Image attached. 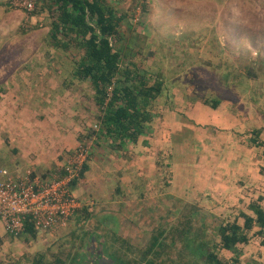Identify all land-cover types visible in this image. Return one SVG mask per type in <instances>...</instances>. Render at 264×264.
I'll return each mask as SVG.
<instances>
[{
	"label": "rangeland",
	"instance_id": "rangeland-1",
	"mask_svg": "<svg viewBox=\"0 0 264 264\" xmlns=\"http://www.w3.org/2000/svg\"><path fill=\"white\" fill-rule=\"evenodd\" d=\"M33 1L28 9L17 0H0V167L17 172L15 156L22 149L11 138L25 117L32 127L40 122L47 135L68 124L75 128L72 122L81 125L84 136L76 148L86 141L89 160L100 161H92L85 178L72 188L83 204L93 205L95 216L89 221L108 222L141 250L167 233L157 262L198 264L188 240L212 247L219 242V220H233L264 197L263 150L252 143L257 130L264 140V0H108L127 15L118 42L121 66L141 70L150 83L162 82L146 132L119 149L111 138L89 133L100 124L94 90L89 81L73 78L76 54L50 45L48 12L40 0ZM25 91L32 96L29 102L21 97ZM39 97L43 100L37 104ZM19 102L27 106L18 107ZM37 135L23 131L34 144L33 157L40 154ZM59 153L56 160L63 155ZM51 163L36 171L22 162L27 168L22 172L41 174ZM114 189V201L121 202L109 208ZM139 199L146 202L137 206ZM191 205L201 211L183 218ZM89 221L76 214L66 226L30 241L10 237L0 224V264H31L39 251L50 259L52 251L75 243L76 253L82 252L79 237L93 227ZM179 229L186 235L177 239ZM261 236L219 254L226 264H237L236 257L262 263Z\"/></svg>",
	"mask_w": 264,
	"mask_h": 264
},
{
	"label": "trees",
	"instance_id": "trees-1",
	"mask_svg": "<svg viewBox=\"0 0 264 264\" xmlns=\"http://www.w3.org/2000/svg\"><path fill=\"white\" fill-rule=\"evenodd\" d=\"M39 4L48 12L50 45L76 54L78 60L73 75L80 81H89L94 90L100 124L99 129L92 127L89 133H97L103 140L111 138L112 146L116 149L125 148L130 142L136 143L153 121L151 106L162 93V82L156 79L150 83V77L141 70L129 65L121 66L122 50L118 42L127 15L118 13L108 0H40ZM212 105L217 107L216 102ZM254 134L256 136L252 138V143L262 148L264 155V140L260 139V131H254ZM89 162L88 158L81 180L90 170ZM42 178L46 179L47 175ZM91 206L84 204L75 215L80 214L85 221H89L95 216V210H90ZM185 209L183 218L201 211L195 205ZM248 210L240 211L233 220H219V242L212 243V247L199 243L196 238L188 240L187 247H195L191 255H199L196 257L198 264H226L219 251H233L240 244H249L253 235H262L261 244L264 246V197L259 196ZM240 218L243 219L242 224ZM91 222L89 224L93 227L79 237L85 248L82 252L76 253V243L68 250L52 251L50 259L46 253L39 251L31 264H83L84 260L85 264H161L157 261L164 251L160 252V247H163L161 244L165 242L163 239L167 233L155 236L152 245L141 250L139 245L117 233L108 222ZM41 233L31 217L26 219L25 228L18 236L6 232L10 237L26 241L38 239ZM184 235L186 231L179 229L177 239ZM235 262L248 264L237 257Z\"/></svg>",
	"mask_w": 264,
	"mask_h": 264
},
{
	"label": "built area",
	"instance_id": "built-area-1",
	"mask_svg": "<svg viewBox=\"0 0 264 264\" xmlns=\"http://www.w3.org/2000/svg\"><path fill=\"white\" fill-rule=\"evenodd\" d=\"M17 2H23L28 9L34 7L33 0ZM90 149L86 141L80 143L53 179H44L33 171L13 175L4 170V177L0 179V222L5 231L18 236L24 230L28 217L41 232L66 226L84 206L72 188L81 181Z\"/></svg>",
	"mask_w": 264,
	"mask_h": 264
},
{
	"label": "crops",
	"instance_id": "crops-1",
	"mask_svg": "<svg viewBox=\"0 0 264 264\" xmlns=\"http://www.w3.org/2000/svg\"><path fill=\"white\" fill-rule=\"evenodd\" d=\"M112 3H117L116 0H111ZM112 5V4H111ZM73 78H75L76 80H79L78 78H76L75 76H73ZM47 92H50V89L47 90ZM30 93V91H25L22 93L21 97H25L26 101L25 102H29V99L32 100V96H28V94ZM18 97V96H17ZM13 98H14V93H13ZM43 100V97H39L37 99V104H39V102L41 103ZM50 102L52 103H57V101H55L54 98L50 99ZM19 106L21 105H26L27 103H22L19 102ZM24 119V117H23ZM73 125H75L74 127H71V124H68L63 130L61 129H54V131H52V133H50L49 135H47L43 125L38 122L35 124V127H32L29 124L28 121V117H25L23 122H19L17 123L18 128H17V132H14L16 134L15 138H11V143L17 142V144H19L20 148L22 149L21 151V155L16 153L17 155H13L15 157H17L16 162H15V166L17 167V172L15 173H21L22 171H25L27 168H34L36 169V171H38V168L42 169L41 167L44 166L46 167V163L47 162H51L52 168L48 169L47 171H43L41 172V174H38L43 176V175H47L46 179H53L57 173L60 172V170L62 169L66 158L75 151L77 143L79 142V140L81 139V136L83 134V131L85 130L84 128L81 129V125L78 124H74L72 122ZM0 129H3L2 126H0ZM27 130L31 133V131H35L38 133L37 135V140H36V145L39 148L40 154L39 156L33 157L31 156V146L34 145L31 143L29 136L28 137H24L23 136V131ZM58 130V131H57ZM87 130V129H86ZM13 132V131H12ZM55 136L57 137V140H55ZM3 135H1L0 138V146L3 145L4 142H2L3 139ZM6 138V137H5ZM102 139V138H101ZM66 141H68V143H64ZM42 148V149H41ZM17 150L15 149V152ZM98 151V149H97ZM60 152V153H59ZM63 154L61 155L57 160L55 159V154ZM98 153V152H97ZM9 155H7L6 157H8ZM18 157H21L23 160H19ZM9 160L11 161V158L9 157ZM92 161L95 164V161H98V157L92 159ZM92 161H90V169H91V164ZM25 162L31 163V166L23 169L21 167V163ZM49 168V167H48ZM6 168L4 167H0V174L2 170H5ZM8 170V169H6ZM129 191H131V189L129 188ZM117 195V191L114 189L110 195V197L107 200V204L109 208H112L110 205L117 203V202H121L118 198L116 199V201H114V198ZM107 197V195H106ZM141 202H146V199H139L138 201H136L137 206H140ZM114 207V206H113ZM106 213H110L109 211H107ZM110 221V216H108ZM3 230L5 231V228L3 226V224L0 222ZM112 227V226H111ZM113 228V227H112ZM114 229V228H113ZM115 230V229H114Z\"/></svg>",
	"mask_w": 264,
	"mask_h": 264
}]
</instances>
